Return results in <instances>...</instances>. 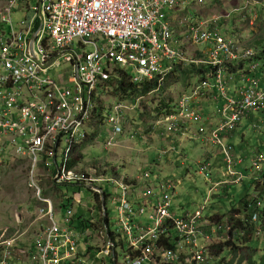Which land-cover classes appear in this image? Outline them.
I'll list each match as a JSON object with an SVG mask.
<instances>
[{"label":"built area","instance_id":"2783aa9c","mask_svg":"<svg viewBox=\"0 0 264 264\" xmlns=\"http://www.w3.org/2000/svg\"><path fill=\"white\" fill-rule=\"evenodd\" d=\"M215 1L8 0L0 10V159L29 162L27 187L39 204L42 225L32 242L35 252H14L16 239L1 240L0 264H104L105 257L111 258V264H179L182 255L186 262L209 264L208 252L200 248L210 240L209 223L203 218L206 207L182 217L172 211L171 193L180 182L141 169L137 184H128L126 178L115 177V167L84 172L75 163L82 146L96 140L104 124L108 132L104 149L117 145L126 113L140 106V97L120 100L106 116L101 115L99 91L118 78L117 72L127 73L136 85L156 80L160 89L177 68L202 65L208 70L204 79L178 100L175 112L162 122L165 127L159 136L186 133L192 141L201 139L218 149L226 176L235 185L260 182L263 155L251 158L250 169L243 170L246 159L228 140L247 119L253 129L264 124V50L244 47L237 35L223 36L222 30L224 24L234 25L235 18L252 30L261 4L228 0L215 15ZM239 3L243 9L235 8ZM196 5L204 16L196 12ZM17 6L25 16L18 23L19 31L12 22ZM3 25H10V32ZM184 42L202 46L197 49L202 54L190 57ZM61 66L65 70L55 75ZM228 85L234 87L232 95L227 93ZM202 91L215 92L205 98L219 106L213 113L214 125L197 108ZM187 124H194L196 132L187 133ZM172 150L162 149L158 161ZM197 165L198 174L211 184L207 203L220 185L212 183L209 163ZM43 170L53 186H81L90 189L93 197L108 186V201L121 215L120 228L113 230L120 239L109 236L102 252H79L85 218L69 202L57 207L42 185ZM255 206L251 221L257 223L264 196L261 200L256 196L249 209ZM121 239L131 252H119L124 248L118 244ZM163 239L172 240L176 250L161 244Z\"/></svg>","mask_w":264,"mask_h":264},{"label":"rangeland","instance_id":"374dc122","mask_svg":"<svg viewBox=\"0 0 264 264\" xmlns=\"http://www.w3.org/2000/svg\"><path fill=\"white\" fill-rule=\"evenodd\" d=\"M257 1L261 4V7L257 8V10L260 12V18L252 30L247 27L246 22L241 21L239 18H235L234 25H223L224 30H222V35L229 37L231 34L237 35L242 40V45L249 49H256L257 45H255V43L264 42V0ZM7 2L8 0H0V10L6 6ZM227 2L228 0H223L222 2L216 0L214 2V9L212 13L218 15L216 11L219 6L222 4H226L227 6ZM194 8L196 12L203 15L197 9V5L194 6ZM235 8L243 9V4L239 3ZM15 10L17 12L12 14V22L14 29L19 31L20 27L18 26V23L24 20L25 16L22 12H19L21 10L20 7H15ZM2 29L6 32H10L11 26L3 25ZM183 46L190 53V57L192 58H197L202 54L198 51L203 49L202 46H195L188 42H184ZM62 70H65L64 66L59 67L55 71V75H59ZM179 72L180 71H175L174 74L169 76L164 85H162L157 92H152L149 94L146 93L143 95L136 94L132 96L134 97L133 99L138 97L141 98L140 106L135 111H129L126 113L124 133L122 136H118L117 138L119 143L117 145L108 147L106 149L108 151L104 149L103 142L105 141V137L108 135L106 124H104L103 129L100 128V134L98 138L94 141H91L90 143H87L85 146H82L80 149V153L84 154V157L78 158L79 160H77L75 163L76 169L79 171L89 172L91 169L96 167H107L110 169L117 168L118 176L114 175L115 177H136L139 175L141 169H148V166L152 165V162H150L151 159L156 160L160 157L162 148L160 146V140H164V137L160 139L157 135L158 133L155 131L157 133L156 134L150 128V124L156 122L153 121L155 116L161 111L159 108H161L162 101L164 102L165 100H171L176 108L177 102L181 95L193 89L194 85H197L199 82V77L195 74L187 78V80H181ZM115 75L120 76V73L117 72ZM112 90L113 89L108 82L105 87H103V91H99L98 98L106 104L108 109H110L113 103L117 101H124L123 99L129 101L132 100L115 97L112 94ZM233 90L234 87L228 85L227 93L229 95L233 94ZM201 102V98L199 97V105L197 108L204 117L205 113L203 108L209 109V107L208 105L203 107ZM211 104L217 106L215 103L211 102ZM249 123L250 124H248V126H245V121V123L242 124L244 127L235 132V136L239 135V138L245 137L242 141L238 142L235 147L237 151L241 152L240 154L247 159L259 154L263 155L264 157V124L260 129H253V123ZM95 124L96 121L94 120L93 125ZM186 126L187 133L191 134L192 132H196V126L194 124H187ZM134 132L138 133L137 138L139 139H128L127 136H129L130 133L133 134ZM180 134H178L179 136L177 137V141L181 139L186 141L184 145L186 146V151L189 153V155L185 154L184 152L182 158L177 159L174 164H172L171 172L166 171V169L171 168L167 167V164H164L165 159L160 162L159 167L156 168L158 171H162L166 177L167 175H170L167 178L170 181L173 179V183L180 182V185H177L176 194L173 196L174 214L182 217L185 214H193L202 210L203 207H206V210L203 213V218L209 223V230L213 231L217 225V222H219L223 228L222 231L215 235L210 244H204L206 245V248L209 252V264H218L221 260L226 259L227 257L228 263L229 260L233 258L232 256L227 255V253H229V249H225L223 254L220 255H217L216 251L212 249L214 246H218L220 244L224 245L229 241L233 242L235 245L237 244L239 255L243 256L248 261V256H244V254L257 253L255 259H253L254 264L257 262V260H259L262 253H264V230L260 227H257L256 231L253 232V234L250 236V242L254 252L248 251L246 249V245H243L242 242L239 243L236 241V236H238L237 232L230 236L231 229L233 230L235 221L233 224H231V216L229 215L228 211L231 207L235 208L236 210H244V205L240 204L243 198H245L246 202L249 204L253 202V199L256 196L261 200L264 196V186L262 188L259 185L258 189L255 186L254 190L248 193L249 196L244 193V190L243 193H240V188L237 186L230 187L229 189L226 188L222 191L218 190L213 194L211 200L205 203L208 200V192L210 187L206 185L204 177L196 175L198 172L197 164L198 162L202 161V159L204 160V158H207L208 155H216V149L205 144L204 142H202L201 145H196L191 143V141L187 142L185 135L189 134ZM142 141H144L145 144H143ZM181 146L183 149V145ZM214 162L216 163L217 168L219 167L221 170L222 163L220 161ZM29 167L30 164L28 161L17 159L16 157L0 159V242L6 238L16 239L17 241L14 246V252L17 253L30 252L32 242L34 241L42 225V220L38 219L39 204L35 199L34 192L29 190L27 187V172H29ZM43 173L44 176L40 178L42 180V185L43 187H48V185L51 183L50 179L45 170H43ZM216 180L218 181L219 178ZM104 186L106 189H109L108 186ZM247 186L248 184L246 183L240 187L248 190ZM59 189L61 192H58L56 188H53L50 192H47V194L52 197L55 203L59 202L60 195L74 197V202L76 204L74 206V210L78 212L81 208V212L85 215V222L89 226L91 221H99L100 215L101 218L103 217V211H101L102 214H100L95 203L88 199L91 197V193L86 188H79L77 186L69 185L61 186ZM261 209H263V207ZM107 210L110 218L109 224L111 231L120 228L121 215L118 213V211L114 210V206L111 204L110 200L107 201ZM86 218L88 220H86ZM241 218L244 217L242 216ZM211 219L214 220V222H212ZM216 230H218V227H216ZM5 231L6 233H4ZM98 234L99 233L94 229L90 230L88 235L93 236L90 239L89 237H84L82 239L81 251H85L87 249L85 245L88 243H93L96 246L95 248L101 247L105 240ZM240 236L243 237L244 233L241 232ZM99 239H102V242L96 243V241ZM119 252H122V250L120 249ZM104 261V264L112 263V260L109 257H105ZM184 261L187 264H193L192 262H186L185 259H182L180 264H184ZM158 264L163 263L159 261Z\"/></svg>","mask_w":264,"mask_h":264},{"label":"crops","instance_id":"0c3cea01","mask_svg":"<svg viewBox=\"0 0 264 264\" xmlns=\"http://www.w3.org/2000/svg\"><path fill=\"white\" fill-rule=\"evenodd\" d=\"M179 69H182V68H179ZM189 92L190 91H188V92H186L185 94H182L181 95V97L182 96H184V95H186V94H189ZM180 97V98H181ZM179 98V99H180ZM201 105L204 107V106H207L208 105V107H209V109H207V108H203L204 109V118L205 119H207L206 121H209V123L210 124H212V125H214V124H216L217 123V119H215V118H213V113L217 110V108L219 107V106H215V105H213V104H211V103H209V101L207 100V99H205V98H201ZM198 103H199V100H198ZM177 108V107H176ZM175 108V109H176ZM106 111H105V110ZM108 111H110V109H108L107 107H106V104L102 101V103H101V105H100V113H101V115L102 116H106L107 114H108ZM175 112V110L173 111V112H171L170 114H167V115H163V114H161V115H156L155 116V119L153 120V121H156L155 123H153V124H150V128H151V130H153V132H155L157 135H158V137L161 139L162 137H160L159 136V130L160 129H162V128H164L165 127V124H163L162 122H164L165 121V119L168 117V116H171L172 115V113H174ZM246 121V125L245 126H248V124H250L249 122H251L252 123V121L250 120V119H247V120H245ZM245 121L242 123V124H244L245 123ZM249 121V122H248ZM242 127H244L243 125H241V127L240 128H242ZM94 128L95 129H97V131H98V128H99V124H98V122L94 125ZM239 128V129H240ZM248 128V127H247ZM100 131V130H99ZM238 131V130H237ZM135 133V132H134ZM131 134V133H130ZM235 132L232 134V136H231V138L228 140V142H230V144L235 148V145H237L238 144V142H240V141H242L245 137H242V138H239V135H236L235 136ZM184 135V134H183ZM122 136V135H121ZM179 135L177 134V135H173L172 136V138H164V140L163 139H161L160 140V142H161V144H160V146L162 147H160L161 148V150L162 149H166V148H173V150L170 152V153H168V155H167V157L165 158V160H164V164L166 165L167 164V167H170L171 169H166V171H169V172H171L172 171V164H174V162L177 160V159H180V158H182V155L184 154V152H185V154H187V155H189V153L186 151V146L184 145V143H186V141L184 140V139H181V140H179V141H177V137H178ZM186 136V137H185ZM184 137L187 139V142H189V141H191V143H193L192 142V140H190L189 139V135H185ZM98 137V136H97ZM107 137V136H106ZM106 137H105V139H106ZM131 137L132 138H134L133 136H127V138L128 139H131ZM138 137V135L136 134V136H135V138L134 139H136ZM97 139V138H96ZM137 139H139V138H137ZM236 139V140H235ZM118 140V139H117ZM143 140V139H142ZM143 142V144H145V142L144 141H142ZM177 142H178V145H177ZM244 142V141H243ZM117 144V143H116ZM206 144V143H205ZM181 145H183V149H182V146ZM201 145V144H200ZM207 145H209V144H207ZM210 146H212V145H210ZM213 147V146H212ZM215 148V147H214ZM216 149V155L215 154H212V155H208V157L207 158H204V160L202 159V161H200V162H198V163H201V162H206V163H209L210 164V178H211V181H212V183L213 184H216V185H220L219 186V188H218V190H223V189H226V188H230V187H235V186H237L238 188H240L239 190H240V193H243V190H244V193H246V194H248L249 192H252L253 190H254V187L256 186H254V184L253 183H256V182H254V181H245L244 183H242V184H240V185H235V183H234V181L232 180V179H230L229 177H227L226 176V166H225V164H224V162H223V160H222V158H221V155H220V152L218 151V149L217 148H215ZM194 153V152H193ZM241 152H238L237 151V154L238 155H241L240 154ZM172 155V156H171ZM215 157V158H214ZM254 157V156H253ZM253 157H251V158H253ZM251 158H249V159H247V158H244V159H246V161H245V164H244V167H243V170H247V169H250V167H251V164H250V162H249V160L251 159ZM18 159V158H17ZM163 161V160H162ZM162 161H158V159H156V160H152L151 159V161L150 162H152V165L151 166H148V169L151 171V173H153V175L155 176V177H162V178H164V179H166V180H168V181H170L167 177L168 176H170V175H167V177H166V175H164L163 174V172L162 171H158L156 168L157 167H159V163L160 162H162ZM214 161H220L221 163H222V169L220 170V168L218 167L217 168V165H216V163L214 162ZM149 162V161H148ZM166 167V168H167ZM262 168L264 169V166H262ZM140 173V172H139ZM196 173V172H195ZM196 175L198 176L199 174H198V172L196 173ZM201 176V175H200ZM119 177H121V178H126V182L128 183V184H137V180H136V177H138V176H136V177H129V176H119ZM203 177V176H202ZM261 178H262V175L260 176ZM219 178V180L217 181L216 179H218ZM204 179H205V177H204ZM170 182H174L173 181V179L170 181ZM205 183H206V185L208 186V187H210L211 188V184L210 183H208L207 181H206V179H205ZM248 184V186H247V188H248V190H245V189H243L242 187H240L241 185H243V184ZM259 185H260V187H262L263 188V186H264V183H259ZM62 186H69V185H62ZM70 186H75V185H70ZM55 188L57 187L58 189H59V187H61V186H54ZM78 187V186H77ZM81 186H79V188H80ZM47 187H45V189H46ZM83 188V187H82ZM104 188H105V186H104ZM242 188V189H241ZM87 190H89L90 191V193H91V197L90 198H88L90 201H93L94 203H95V205L98 207V209H99V212H100V214H102V212L101 211H103V217L101 218V215H100V220L99 221H95V222H93V221H91L92 222V224H97V227H93L94 228V230L96 231V232H98L99 234V236H101L104 240H105V242H104V244L101 246V247H98V248H95L96 246L92 243V244H86L85 245V247H87V249L85 250V251H81L80 249H81V243H82V239L84 238V237H89V239L93 236V235H88V233H89V231L90 230H93V228L92 227H89V225L85 222V224L83 225V221H82V224H81V226L83 225V227H82V229L80 230V233H81V239H80V246H79V252H102L105 248H106V246H107V244H108V238H109V236L111 237V239L113 240V241H117V240H114L113 239V237H115L116 239H120V237L118 236V235H116L115 233H113V231H110V224H109V221H110V218H109V213H108V210H107V201H108V198H107V194H108V190L109 189H106L105 188V190L103 191V189L102 188H99L100 189V194H96V196L95 197H93V193H92V191L90 190V189H88V188H86ZM176 189H177V187L175 188V190L174 191H172V211H173V196L176 194ZM217 190V191H218ZM46 191V190H45ZM51 190H49V191H47V192H50ZM60 191V189L58 190V192ZM216 191V192H217ZM47 192H46V194H47ZM61 192V191H60ZM209 192H210V189H209ZM209 192H208V196H209ZM101 194H103L104 195V197H105V209L103 208V199H102V196H101ZM48 195V194H47ZM213 196V195H212ZM212 196L210 197V199L209 200H211V198H212ZM248 196H249V194H248ZM52 198V197H51ZM71 203V205L73 206V208H74V206L76 205L75 204V202H74V197H67L66 195H60V200H59V202H57V203H55L56 205H57V207L58 206H63L65 203ZM78 215H81V216H83V217H85V215L81 212V208H80V211H78V212H76ZM174 213V212H173ZM185 215H187V214H185ZM184 215V216H185ZM105 218H107L108 219V221L106 222L105 221ZM86 220H88L87 218H86ZM101 223V224H100ZM216 227H218V230H216ZM222 227H221V225L219 224V223H217V225L215 226V228H214V230L213 231H210L209 230V225H208V228H207V230H206V234L210 237V240H208V241H203L202 243H201V245H200V248H203L204 250H205V252H208V250H207V248H206V245H204V244H210L211 243V240L215 237V235H217L220 231H222ZM107 231H109V232H107ZM88 239V240H89ZM87 240V241H88ZM121 240H123V239H121ZM120 240V241H121ZM98 242H102V239H99V240H97L96 241V243H98ZM123 242H125V241H123ZM118 244L119 245H121V246H124V250L122 249V248H120L121 250H122V252H131V249L129 248V246L127 245V244H122V243H120V242H118ZM127 247H128V249H127ZM119 249V250H120ZM126 250V251H125ZM130 250V251H129ZM115 252H118L117 250H115ZM209 253V252H208ZM183 258H185V260L187 259V257L185 256V255H182L181 256V260L183 259ZM181 262V261H180ZM17 264H26V263H23V262H19V261H17ZM151 264H153V263H151ZM195 264V263H194Z\"/></svg>","mask_w":264,"mask_h":264},{"label":"trees","instance_id":"16d2710c","mask_svg":"<svg viewBox=\"0 0 264 264\" xmlns=\"http://www.w3.org/2000/svg\"><path fill=\"white\" fill-rule=\"evenodd\" d=\"M255 45H257V47H260L261 49L264 50V42H259V43H255ZM176 72L180 71V76H181V80H187V78H189L192 75H198L199 80H203L204 79V74L208 71L205 70L204 66L202 65H190L188 67L179 69L177 68V70H175ZM191 74V75H189ZM110 86L112 87V94L115 97H120V98H126V99H133L134 95L136 94H146V93H152V92H157L158 89V82L156 80L151 81V82H146L144 84H140V85H136L133 84L132 82H130L129 80V75L125 72H120V76H118V78H115L112 80V82H109ZM213 95H215V92H213L212 94H206L204 93V91H202V95L200 96V98H211ZM132 97V98H130ZM139 98V97H138ZM125 100V99H123ZM199 100V99H198ZM128 101V100H127ZM161 111L158 112V115H167L170 114L171 112H173L175 110V105H173V102L171 100L168 101H162V105L161 108H159ZM105 110V109H104ZM106 111V110H105ZM194 144L199 145L202 144V140L198 139V140H193L192 141ZM80 157H82V154H79ZM264 166V165H263ZM28 173V172H27ZM262 178L260 177V182H256L253 183L254 186L256 185V188H259V183L264 182V170L262 168ZM260 175V176H261ZM28 177V175H27ZM28 180V178H27ZM53 188H55L51 183L48 185V187L46 188V192L49 190H52ZM57 190H59L56 187ZM257 191V190H255ZM248 196V194H247ZM240 204L244 205V210H236L235 208L231 207L229 209V215L231 216V224L234 223V227L233 230L231 229V233L230 236L237 232L236 236V241L239 243H243V245H246V249L248 251L254 252L252 249V244H251V240H250V236L253 234L254 231H256L257 227H260L261 229L264 230V211H261L258 214V221L257 223H254L251 221L252 219V215L256 212V206L253 207L252 209H249L250 204L246 202V199L243 198V200L240 202ZM65 206V205H63ZM250 210V212H249ZM244 218H241V217ZM212 220V219H211ZM105 221L107 222L108 219L105 218ZM212 222H214V220H212ZM219 223V222H217ZM89 227H97V224H92V222H90V226ZM93 228V229H94ZM243 232L244 236L241 237L240 233ZM122 236V235H121ZM114 240H117L115 237H113ZM124 240H121L120 243H124ZM167 241V243H166ZM161 244H164L165 246H167L168 249H171L172 251H175L176 248L173 244V241L171 240H166L163 239L161 241ZM213 250L216 251L217 255L223 254V251L225 249H229V253H227L228 256H232L233 258L231 260H229V262L227 263V258L221 260L218 264H253V259H255L257 253H247L244 254V256H248V260H246L243 256L239 255V249L237 247V244L235 245L233 242L229 241L224 245H218V246H214L212 247ZM4 248H0V255L3 252ZM126 251V250H125ZM130 251V250H129ZM30 252H35V246L32 243V246L30 248ZM185 259V258H183ZM180 264V263H179ZM184 264L185 263L184 261ZM194 264V263H193ZM254 264H264V253H262V255L260 256L259 260H257V262H255Z\"/></svg>","mask_w":264,"mask_h":264},{"label":"water","instance_id":"95a60500","mask_svg":"<svg viewBox=\"0 0 264 264\" xmlns=\"http://www.w3.org/2000/svg\"><path fill=\"white\" fill-rule=\"evenodd\" d=\"M35 39H36V35H33L32 38L30 39L31 44L34 43ZM101 196H102V199H103V208L105 209V197H104L103 194H101Z\"/></svg>","mask_w":264,"mask_h":264},{"label":"bare ground","instance_id":"6f19581e","mask_svg":"<svg viewBox=\"0 0 264 264\" xmlns=\"http://www.w3.org/2000/svg\"><path fill=\"white\" fill-rule=\"evenodd\" d=\"M239 130V129H238ZM189 132V131H188ZM181 135V134H180ZM87 237V236H86ZM81 250V249H80Z\"/></svg>","mask_w":264,"mask_h":264}]
</instances>
